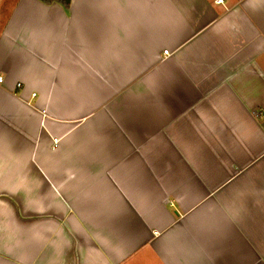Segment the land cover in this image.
<instances>
[{
    "label": "crops",
    "instance_id": "obj_1",
    "mask_svg": "<svg viewBox=\"0 0 264 264\" xmlns=\"http://www.w3.org/2000/svg\"><path fill=\"white\" fill-rule=\"evenodd\" d=\"M215 2L12 0L0 264H264V0Z\"/></svg>",
    "mask_w": 264,
    "mask_h": 264
},
{
    "label": "rangeland",
    "instance_id": "obj_2",
    "mask_svg": "<svg viewBox=\"0 0 264 264\" xmlns=\"http://www.w3.org/2000/svg\"><path fill=\"white\" fill-rule=\"evenodd\" d=\"M12 0H0V26L5 22L10 12Z\"/></svg>",
    "mask_w": 264,
    "mask_h": 264
},
{
    "label": "trees",
    "instance_id": "obj_3",
    "mask_svg": "<svg viewBox=\"0 0 264 264\" xmlns=\"http://www.w3.org/2000/svg\"><path fill=\"white\" fill-rule=\"evenodd\" d=\"M45 4H50L52 2H56L61 5L65 10L69 8L71 0H39Z\"/></svg>",
    "mask_w": 264,
    "mask_h": 264
},
{
    "label": "built area",
    "instance_id": "obj_4",
    "mask_svg": "<svg viewBox=\"0 0 264 264\" xmlns=\"http://www.w3.org/2000/svg\"><path fill=\"white\" fill-rule=\"evenodd\" d=\"M222 2H223V0H216L215 3H216V4H222ZM164 55H166V56L169 55V52H168V51H165V52H164ZM2 81H3V80H2V78L0 77V83H2ZM17 87H20V84H17ZM33 96H34V95H33ZM257 117H258V118H261V115L258 114Z\"/></svg>",
    "mask_w": 264,
    "mask_h": 264
}]
</instances>
